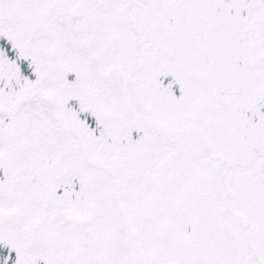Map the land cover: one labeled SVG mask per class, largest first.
<instances>
[{
	"label": "snow or ice",
	"instance_id": "obj_1",
	"mask_svg": "<svg viewBox=\"0 0 264 264\" xmlns=\"http://www.w3.org/2000/svg\"><path fill=\"white\" fill-rule=\"evenodd\" d=\"M0 264H264V0H0Z\"/></svg>",
	"mask_w": 264,
	"mask_h": 264
}]
</instances>
